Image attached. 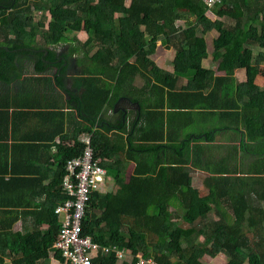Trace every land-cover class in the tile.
Wrapping results in <instances>:
<instances>
[{
	"label": "trees",
	"instance_id": "16d2710c",
	"mask_svg": "<svg viewBox=\"0 0 264 264\" xmlns=\"http://www.w3.org/2000/svg\"><path fill=\"white\" fill-rule=\"evenodd\" d=\"M3 2L7 6L0 9V147H5L3 142L10 131L28 115H47L56 126L51 139L57 134L61 141L68 137L73 141L60 148L58 171L50 184L53 191L47 220H37L33 229L13 231L18 211L0 209V264H7L6 259L10 264H48L51 252L59 263L64 262L60 250L54 247L59 220L53 208L66 198L62 188L64 163L84 149L85 145L76 139L81 133L90 136L94 157L106 170L104 178L112 182L110 189H95L90 194L82 219V234L90 235L99 245L94 258L97 264L116 263L113 251L104 252L107 246L130 250L131 264L138 259L136 254L154 264H203L194 255L198 247L211 257L223 253L224 264H264V206L259 189L264 185V142L257 140L264 137V90L256 84L264 68V0H219L211 7L205 0L0 1ZM33 11L42 14L40 19L32 18ZM207 12L215 18L207 17ZM46 13L50 16L47 24ZM179 21L184 22L183 27L176 25ZM211 30L218 33L212 41L217 69L228 77L236 71H245L247 76L245 83L237 84L238 90L244 92L240 100L245 101L237 105L240 110L236 113L237 120H244L247 136L254 140L253 145H247L253 157L244 177L223 175L229 168L215 169L211 160L197 159L196 151L203 154L202 147L189 145L199 142L202 135L192 140L170 136L163 143L162 127H154L156 124L145 119L147 112L153 113L155 120L160 115L163 118V113L147 110L152 103L139 104L141 115L137 112L130 120L120 114L110 123L101 116L104 107H113L120 91H129L138 76L160 91L159 103L153 99L155 105L163 106L164 87L167 88V119L172 111L194 108V104L186 102L173 104L176 107L172 108L169 100L177 95L174 85L181 74H193L189 86H182L181 91L204 90L201 87L213 83V72L202 67L206 55L204 36ZM79 31L88 36L83 43L72 36ZM36 35L45 47L41 51L35 43ZM71 41L73 44L62 53L47 48ZM157 43L174 51L172 73L149 59ZM79 49L85 59L75 58L80 72L69 79L73 92L66 88L68 71L73 68L68 60L80 54ZM90 63L94 65L91 71ZM29 67L35 74L53 69V77L23 79ZM33 86H40L38 91L42 89L44 94L31 95ZM23 87L28 88L26 92ZM53 88L70 98L63 101ZM204 100L208 101V96ZM209 106L224 108L218 104ZM138 116H144V124L139 123ZM73 128L74 134L69 135ZM190 151L194 153L192 158ZM3 156L0 153V194L11 188L4 182V174L12 170L8 160L3 162ZM131 162L135 164L127 176ZM189 162L207 172L202 177L207 194L194 186ZM251 195H256L258 202H253ZM44 222L47 227L40 229Z\"/></svg>",
	"mask_w": 264,
	"mask_h": 264
},
{
	"label": "crops",
	"instance_id": "0c3cea01",
	"mask_svg": "<svg viewBox=\"0 0 264 264\" xmlns=\"http://www.w3.org/2000/svg\"><path fill=\"white\" fill-rule=\"evenodd\" d=\"M210 15H213V13L207 12V17L213 20L215 16L213 15V17H210ZM81 32L84 31H79V33ZM214 33L218 35L215 30H211L204 36L206 41V55L202 59V67L213 72L212 80L214 81L212 82L214 83L215 80H218L216 85L214 86L213 83L208 86L204 85L201 87L204 90L196 89L197 91H181V87L189 86V81L193 78V74L191 73L181 74L177 76V83L174 85V93L177 95L170 96V107L175 108L176 106H173V104L186 102L187 104H194V108L189 107L181 110L180 112L172 111V115H170L167 119V113L169 112L168 109H170L167 107V88L164 87L165 95L163 99V106H160L159 104L155 105L154 101L155 103H159L160 101V91L158 89L156 90L150 81L148 82L144 78L138 76L132 80L133 83L130 85L129 91L126 89L120 91V96H117L113 107H104V111H102L101 116L110 123L117 120L120 117V114L126 115L127 120H130V118L136 116L137 112L141 115V113H139V104L147 103L150 105L152 103L153 107L147 108V110L154 111L155 114L163 113V118L160 115L155 120V118L151 116L153 113L147 112L148 114L145 119L149 120L148 123L151 125L156 124L154 127L159 129L160 126L162 127L165 138V142L163 143H167V138L170 136L172 139L177 140H182L188 137L192 140L194 137L202 135L199 142H195L196 144L191 142L189 145L192 147L198 144V146L202 147L203 154H200L197 150L196 152L199 157L196 155V158L201 159L205 157V159L211 160L212 166L215 169L220 168L219 166L224 167V169L229 168L228 171L222 172L223 175H227L229 177L241 175L244 177L246 176L245 172L248 171H246L248 161L253 157V154L250 151L248 152L247 145H253L254 140L247 136L244 120H237L236 113L240 110L237 109V105H241L242 102L245 101V98L242 101L240 100V96H242V93L244 92L242 90H238L237 84L245 83L247 81V76L245 71H236L233 76L228 77L226 73L217 69L218 61L213 60L212 58V41L217 37L216 35V37L213 38ZM209 37L211 46L208 45L209 42L207 38ZM84 41L80 42L83 43ZM166 53L171 54L170 59L168 61L166 59L162 64L159 63L158 58L161 55L164 56ZM173 58L174 51L172 49L165 50L159 43H157L155 53L149 57V59L158 68L170 73L173 71L171 66ZM73 67H78L76 59L75 62L73 61ZM141 80L144 81L143 84L141 83ZM32 83L34 84L35 82ZM99 83L102 84V82ZM256 84L264 90V85L259 83L258 77L256 78ZM38 87L40 86H33L31 95L39 96L41 94L40 96H42L44 94L42 93V89L41 91H38ZM53 87H56V85L53 84ZM66 88L75 92L71 88L70 80L67 81ZM22 89L26 92V89L28 88L23 87ZM53 89L56 94L63 96V101L70 98L63 91H60L57 88ZM198 93L200 94L198 95ZM204 96H208V101L204 100ZM49 97L56 96L50 95ZM209 104L222 105L224 108L209 109ZM66 107L67 105L64 107V112L67 111ZM22 109L25 111L27 110L23 107ZM9 112L12 114L13 109L10 108ZM138 117H136V120H139ZM142 117L144 116L140 117V124H144ZM151 125L148 127H151ZM148 130L151 131V129ZM55 132L56 126L47 115L42 117L28 115L24 119L21 118L20 123H17L14 129L10 131L9 137L3 142L5 147H0V153H2L4 155L3 157H5L3 162L8 160L9 169L11 168L12 170V173H7L6 170L4 174V182L9 183L11 188L10 191L0 194V209L10 208L18 211L19 218H17L11 226L13 231L22 230V228L25 229L26 227L33 229L37 220H47L46 218L49 215L48 211L51 204L50 193L53 191L50 184L54 180L58 171L60 148L65 145H69L70 143V145H72L73 141L70 137L61 141L59 135L57 134L53 139H51V136ZM68 134H74V128L70 129ZM123 137H126L125 134ZM87 138L90 139L88 134L81 133L76 139L78 142L83 143V140ZM257 140L264 142V137L258 138ZM193 154L194 153L190 151L191 158ZM220 162L223 163L221 164ZM131 163L132 166L130 169L132 170L135 163ZM190 164H192V162H189L188 164L191 171ZM131 170L127 173V176H129ZM198 170L203 172L202 177L207 174L206 171H203L200 168H198ZM233 170L238 172L234 173L232 172ZM200 183L201 185L197 186L198 189L200 186H203L204 188V191L201 192V194H207L209 190L203 185L202 180ZM194 186L196 185L194 184ZM259 189L260 201L264 206V185L260 186ZM5 190H8V188ZM250 199L253 202H258L256 195H251ZM31 212L35 213L31 214ZM22 213L23 217L21 216ZM14 226H16V228H13ZM46 227L47 224L45 222L40 224V229H45Z\"/></svg>",
	"mask_w": 264,
	"mask_h": 264
},
{
	"label": "built area",
	"instance_id": "2783aa9c",
	"mask_svg": "<svg viewBox=\"0 0 264 264\" xmlns=\"http://www.w3.org/2000/svg\"><path fill=\"white\" fill-rule=\"evenodd\" d=\"M219 0H205L212 6ZM84 149L77 156L67 158L64 164L66 176L62 182L66 198L54 207V213L59 220L58 236L54 242L55 249L60 250L65 264H97L94 258L98 256L99 245L90 235L82 234V219L90 194L100 188L105 175V168L99 164V158L94 157L89 138L83 140ZM105 253L113 251L115 264L126 261L131 264L130 250L116 249L114 246L103 248ZM138 259L133 264H151L136 254ZM152 262V260H150ZM105 264V263H104Z\"/></svg>",
	"mask_w": 264,
	"mask_h": 264
},
{
	"label": "rangeland",
	"instance_id": "374dc122",
	"mask_svg": "<svg viewBox=\"0 0 264 264\" xmlns=\"http://www.w3.org/2000/svg\"><path fill=\"white\" fill-rule=\"evenodd\" d=\"M128 3V1L126 2ZM33 17L36 20L40 19V17L42 16V14L40 15V12L39 11H34L32 13ZM210 17H213V15H210ZM50 20L49 18V15L47 14V19L45 20L46 21V24L48 23V21ZM183 21H180V22H176V25H178L179 27H183ZM216 32V31H215ZM217 33V32H216ZM12 35V34H10ZM217 34L214 33L213 35V38L216 37ZM71 36V35H70ZM72 36H74L76 39H78L79 41H84L85 39H87V35L84 33V32H76V33H73ZM71 36V37H72ZM208 42H209V46H211V41H210V37L207 38ZM35 43L38 47H40V49H45V47L43 46L42 44V41L40 39L39 36L36 35L35 37ZM82 43V42H81ZM73 42H69V43H62L60 45H58L57 47H51V46H47V48H54L56 50L57 53H62V52H65L67 50V47L69 45H72ZM80 54H75L73 55L72 57L70 56L69 58V62L73 63V61L75 62V58L78 57V56H81L83 57V59H85V56L82 55L83 52L81 51V49H79L78 51ZM163 54V53H162ZM171 57V54H165L164 56H160L158 58V62L159 63H163V61H165L167 59V61L170 59ZM77 61V60H76ZM88 61V60H87ZM91 64V63H90ZM89 64V65H90ZM73 66V65H72ZM94 69V65H90V71ZM75 70V72H74ZM73 71V72H72ZM77 71V72H76ZM80 72V68L79 66L77 68L73 67L71 70L69 69L68 71V74H67V81L70 79V77L75 73H79ZM25 74L22 75V78L25 79L26 77H39L40 75H43V76H50V77H53V73H54V70L52 69L49 73H42V74H35L33 71H32V68L29 67L28 71L27 72H24ZM103 77V76H102ZM258 79H259V83L264 85V68H261L260 72H259V75H258ZM53 81V80H52ZM141 83L143 84L144 81L141 80ZM191 165V174L193 176V180H194V184L196 186H199L201 185V180H202V176H203V172H201L200 170H198L197 168L193 167V164H190ZM132 166V163H129L128 167H127V173L131 170ZM100 185V190L101 192H104L105 190H108L110 189L109 187L112 186V182L109 181V179H105L103 178L102 182L99 184ZM204 191V188L203 186H200L199 188V192H203ZM180 223L184 224L181 220H179ZM13 228H16V226H14ZM15 230V229H14ZM194 255H195V258L199 259L203 264H224L226 262V257L223 253H220L218 254L217 256L215 257H211L209 256L208 254H206L200 247L196 248L195 251H194ZM175 261H177V259H174ZM7 261V264H10V260L9 259H6ZM151 264H154L153 262H151L150 260H148ZM48 264H65V262L63 263H59V261L57 259H55L52 255V252L50 254V257H49V260H48Z\"/></svg>",
	"mask_w": 264,
	"mask_h": 264
},
{
	"label": "flooded vegetation",
	"instance_id": "af4514ba",
	"mask_svg": "<svg viewBox=\"0 0 264 264\" xmlns=\"http://www.w3.org/2000/svg\"><path fill=\"white\" fill-rule=\"evenodd\" d=\"M1 1V0H0ZM14 1V0H13ZM7 6V4H4V2L3 3H0V9H2V8H5ZM3 10V9H2ZM48 13H46V15H47ZM40 15H41V13H40ZM49 15V14H48ZM49 18H50V16H49ZM40 51H41V49H39ZM70 65H71V63H70Z\"/></svg>",
	"mask_w": 264,
	"mask_h": 264
}]
</instances>
